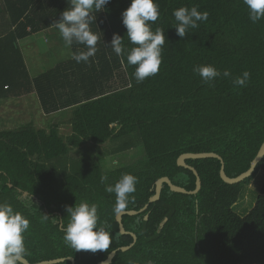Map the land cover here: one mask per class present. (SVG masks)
I'll return each mask as SVG.
<instances>
[{"label":"trees","instance_id":"trees-1","mask_svg":"<svg viewBox=\"0 0 264 264\" xmlns=\"http://www.w3.org/2000/svg\"><path fill=\"white\" fill-rule=\"evenodd\" d=\"M0 2V99L34 93L46 114L73 113L67 137L58 124L46 129L33 120L0 128V202L10 203L30 220L24 255L30 262L72 256L75 264H98L133 242L131 234L121 233L116 196L105 191L102 176L113 185L125 173L138 177L134 203L122 210H140L154 195L160 177L169 176L188 190L196 188L194 172L178 165L185 152L219 153L232 177L250 167L264 142V19L253 23L243 0H157L160 16L152 28L165 32L163 60L159 72L142 83L136 82V66L127 64L126 53L118 57L111 48L114 33L123 37L127 50L135 47L121 15L131 0H110L97 14L90 27L104 39L88 63L72 58L38 77H32L19 41L54 26L68 0ZM183 6H196L209 15L181 39L173 11ZM72 47L74 53L87 50L75 40ZM203 64L228 69L233 78L248 71L250 80L238 88L231 79L218 77L209 86L193 71ZM117 78L121 84L110 89ZM131 136L145 146L142 169L121 167L108 175L91 154L68 158L71 148L79 150L89 141L102 145ZM187 162L202 178L199 193H177L165 184L161 198L145 212L124 215L125 228L138 240L128 251L119 249L111 264H264V186L246 215L234 210L243 189L264 171V159L252 177L237 184L222 179L217 158ZM85 200L98 205L101 226L111 234L107 250L76 251L63 239L65 206Z\"/></svg>","mask_w":264,"mask_h":264},{"label":"clouds","instance_id":"clouds-1","mask_svg":"<svg viewBox=\"0 0 264 264\" xmlns=\"http://www.w3.org/2000/svg\"><path fill=\"white\" fill-rule=\"evenodd\" d=\"M110 0H68V7L61 13L60 18L52 23L58 30L66 46L71 47L75 40L86 47V51L72 54L77 62L88 63L95 56L99 36L90 27L96 24L97 14L104 11ZM249 10V19L256 23L264 19V0H243ZM122 23L126 28V36L135 47L127 50L123 45V37L114 33L111 48L116 56L126 53L128 65L136 66L134 78L142 83L146 78L156 75L162 64L163 46L166 43L164 30L152 24L159 16L157 0H131L130 5L122 12ZM209 13L200 11L196 6L180 7L173 11L176 21V35L183 39L189 30L198 29L200 24L207 21ZM193 71L198 74L203 83L212 86L216 78L231 79L235 87H244L250 80V72L232 77L230 70L221 71L212 64L196 65ZM107 176L101 177L105 191L116 196L114 211L120 212L129 203H134L133 193L136 192L138 177L125 173L113 185L106 183ZM68 222L63 229V239L66 244L76 251L107 250L111 243V234L101 226L98 205L88 201H80L75 205H66ZM49 217L44 215L43 219ZM100 225V226H98ZM30 227V220L8 202H0V264H20L26 254L25 233Z\"/></svg>","mask_w":264,"mask_h":264},{"label":"rangeland","instance_id":"rangeland-1","mask_svg":"<svg viewBox=\"0 0 264 264\" xmlns=\"http://www.w3.org/2000/svg\"><path fill=\"white\" fill-rule=\"evenodd\" d=\"M97 34L99 35V40H102L101 38L103 36L100 33ZM42 35L43 34L39 33L37 39L40 40ZM43 43L44 42L40 41V45H42V48L44 49ZM42 48L38 46L35 49V45L32 40L27 38L25 39V42L22 43L21 49L26 58L25 60L27 61L29 59L33 61L35 58L36 60H38L37 58H40L41 56L46 54L39 53L43 51ZM59 56L60 54H50L49 57L43 61L42 66L45 69L51 68V65L53 63L59 61V59L62 58ZM118 79L119 80H113L111 82L110 89L118 87L119 84H121V79ZM30 96H32V94H25L6 101L0 100V128H10L12 126L18 127L24 125L26 122H30V120H33L37 127H43L46 129H49L54 124H58L60 126L61 134L64 137H67L72 133V110H63L42 116L44 112L42 113L41 109L40 116L38 114H35L38 107L36 108L35 112V109L33 107L35 99L34 97ZM27 108H30L33 111V115L29 114ZM127 143L131 144V148H128L126 150H120L118 148L119 145L123 146ZM114 150L120 151L117 152ZM90 154L95 157L94 160L97 159V161L100 163V165L108 175L117 171V169L121 167L126 168L127 166H132L137 169H142L147 163L145 146L140 141V139L138 140L135 136L127 137L115 142H108L102 145H96L92 141H89L82 148H79V150L71 148L68 158L78 159L85 156L89 157ZM263 186L264 171L260 170L259 173L254 177L252 182L243 189L240 198L234 205V210L239 215H246L255 205V202Z\"/></svg>","mask_w":264,"mask_h":264},{"label":"water","instance_id":"water-1","mask_svg":"<svg viewBox=\"0 0 264 264\" xmlns=\"http://www.w3.org/2000/svg\"><path fill=\"white\" fill-rule=\"evenodd\" d=\"M201 158H217L221 161V168H220V175L222 177V179L229 184H237L240 182L245 181L246 179L252 177L254 175V173L256 172V169L258 167V165L260 164V162L264 159V142L261 146V148L258 151V154L256 155V157L253 159V161L251 162L250 167L242 172L241 174L237 175V176H229L226 172V164H225V160L224 158L217 152L214 151H208V152H185L183 154L180 155V157L178 158V165L188 168L190 170H192L194 172V174L196 175V188L193 190H188L187 188L177 185L175 184L172 179L169 176H163L160 177L154 185V190L155 193L153 196H151V198L149 199V201L145 204V206H143L140 210H135V209H131V210H122L117 214V221L120 224V230L122 234H131L134 238L133 242L130 245L127 246H122L114 251H112L109 256L105 259L100 261L98 264H111L114 260V258L116 257L119 249H121L122 251H128L130 250L137 242L138 240V236L135 232L133 231H128L125 228L124 225V215H137L140 214L142 212H145L151 203H154L156 201H158L161 198L163 189L165 184H168L170 189L174 192L177 193H183V194H189V195H193V194H198L199 191L202 188V178L200 176L199 171L192 165H190L187 160L189 159H201ZM26 194H28V191H26ZM149 218V213H147L145 215V219L147 220ZM167 222V218H165L159 227V231H161L163 229V227L165 226ZM66 260H70L72 262V264L76 263V260L74 257L70 256V257H62V258H55V259H50V260H43L37 263H32L30 262L26 257H22L21 258V263L23 264H57L60 262H65Z\"/></svg>","mask_w":264,"mask_h":264},{"label":"crops","instance_id":"crops-1","mask_svg":"<svg viewBox=\"0 0 264 264\" xmlns=\"http://www.w3.org/2000/svg\"><path fill=\"white\" fill-rule=\"evenodd\" d=\"M0 5H1V2H0ZM40 12H42V10H40ZM40 22H43V21L38 18V23H40ZM0 25H1V23H0ZM39 33L43 34L41 36L40 40L37 39ZM27 38L32 40V42L35 45V49L38 46H40L42 48V45H40V41L44 42L43 43L44 49L42 48L43 51L39 52V53H41V54L46 53L43 56H41L40 58H37L39 61L36 60V58L33 61L29 60V59L26 61L27 66L29 68V71H30L32 77H38L44 71H47V70H49L51 68H54L55 66H57L60 63H63V62L68 61L69 59H72V54L74 53V49H73L72 45H71V47L65 45V43H64V41H63V39H62V37H61V35L59 33V30L55 26L45 27L43 29H40L39 31H36V32L32 33L31 35H29L26 38L21 39L19 41V45H20L21 48H22V43L25 42V39H27ZM101 39H104V36ZM109 39L110 38H108L107 40H109ZM98 41H100V40H98ZM50 54H60L59 57H62V58H60L59 61H56L55 63H53L51 65L52 66L51 68L45 69L42 66V63H43V61L45 59H47L49 57ZM57 59H55V60H57ZM46 68H48V67H46ZM30 97H34V99H35L34 103H33V107L35 109V112H36V108L38 107L37 108V112L35 114H38V115L41 116L40 111H41L42 107L40 105L39 98H38L37 94L33 93L32 96H30ZM10 99H12V98H10ZM0 100L3 101V99H0ZM7 100H9V99H7ZM4 101H6V100H4ZM27 110H28L29 114L33 115V111L30 108L29 109L27 108ZM43 112L44 111L42 109V113ZM45 115H47V114L44 112V114L42 116H45Z\"/></svg>","mask_w":264,"mask_h":264}]
</instances>
